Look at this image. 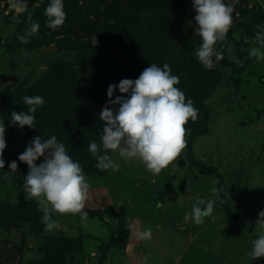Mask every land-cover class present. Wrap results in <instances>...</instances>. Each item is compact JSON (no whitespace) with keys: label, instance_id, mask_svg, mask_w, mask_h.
<instances>
[{"label":"rangeland","instance_id":"rangeland-1","mask_svg":"<svg viewBox=\"0 0 264 264\" xmlns=\"http://www.w3.org/2000/svg\"><path fill=\"white\" fill-rule=\"evenodd\" d=\"M13 2L0 0V122L7 143L0 170V264L33 258L42 259L38 264H264V257L247 255L252 240L264 233V217L259 218L264 211V60L249 56L259 47L256 33L264 29V0H224L235 6L233 26L226 42L216 45L223 59L211 70L193 57L201 43L193 0H63L67 19L57 30L45 24L50 0H27L24 12L12 8ZM32 23L39 24L38 33L21 43L17 37ZM103 45L111 46L119 72L103 64L96 70ZM151 63H168L180 78L177 87L195 107L207 91L208 119L189 120L186 147L159 174L111 151L107 154L120 165L116 172L98 174L94 165L78 161L91 184L83 209L87 216L56 213L58 227L45 231L37 204L25 199L28 166L18 156L33 137L48 139L52 131L74 155L75 123L94 121L99 101L109 99V85L137 79ZM99 74L101 83L93 87ZM208 76L219 81L215 87L205 86ZM36 95L45 101L34 114L36 128L12 126L11 112L27 111L23 97ZM119 95L117 87L113 99ZM206 124L207 131L199 133ZM91 130L89 142L97 138V130ZM14 160L17 171L6 175ZM41 162L42 157L36 163ZM197 199L215 201L213 214L201 225L184 220ZM26 217H36L38 227L13 226ZM147 228L152 238L140 240L137 233ZM236 229L239 235L232 233Z\"/></svg>","mask_w":264,"mask_h":264},{"label":"clouds","instance_id":"clouds-1","mask_svg":"<svg viewBox=\"0 0 264 264\" xmlns=\"http://www.w3.org/2000/svg\"><path fill=\"white\" fill-rule=\"evenodd\" d=\"M10 6L18 12L28 9L27 0H14ZM193 8L196 12L195 33L201 39L195 48V57L206 70H211L223 59L222 51L216 45L227 40L233 26L235 6L226 4L224 0H193ZM44 15L46 27L57 30L63 26L67 19L63 0H50ZM39 27L38 23H32L26 30L27 34L18 36V40L28 43L27 37L37 34ZM255 40L259 47L251 48L249 56L264 60V29L256 33ZM179 84V76L172 74L168 63L162 67L151 63L137 79H122L118 85H109V99L99 113L100 120L104 122L100 143L89 142V152L96 158L98 170L119 171L120 165L107 154L109 151L127 160L138 159L153 174L161 173L177 160L186 147L188 130L185 125L189 120L195 122L199 115L194 101L177 87ZM117 87L122 95L113 99ZM44 102L39 95L24 96L27 111L11 112L10 124L20 129L25 126L36 128L34 114ZM6 147V128L4 122H0V170L5 167L3 152ZM41 157L43 162L37 164ZM18 160L28 166L23 179L25 199L37 204L45 231L58 227V221L53 219L56 213L87 216L83 209L91 184L81 164L68 154L65 144L55 135L48 139L33 137ZM8 167L10 172L6 175L15 173L18 164L14 160ZM212 192L217 199L220 198L217 189ZM214 204L212 199H197L191 213H185V222L191 219L197 225L203 224L205 218L213 214ZM261 217H264V211L259 212ZM137 235L140 240H150L152 230L147 228ZM251 243V250L247 253L250 260L264 257V233Z\"/></svg>","mask_w":264,"mask_h":264},{"label":"trees","instance_id":"trees-1","mask_svg":"<svg viewBox=\"0 0 264 264\" xmlns=\"http://www.w3.org/2000/svg\"><path fill=\"white\" fill-rule=\"evenodd\" d=\"M85 26H87V25H85ZM84 26V27H85ZM161 33H163V31L161 32ZM162 35V34H161ZM161 38V37H160ZM106 45V44H105ZM111 47V46H110ZM109 46H102V48L100 49V52L97 54V58H98V61H97V69L96 70H99V68L101 69V65L103 64L104 66H107L108 65V67H109V65L110 66H112V70L113 71H117V72H119L118 70H120L119 68H118V63H117V61H116V56H113V52H112V50H111V48H110ZM109 48V49H108ZM157 52H161L160 50H158V49H155ZM193 57H195V55H193ZM131 61H132V59L130 58V59H128L127 60V64H130L131 63ZM100 63V64H99ZM196 67H192V69L191 70H194ZM96 70H94V72L96 71ZM103 72V71H102ZM104 73V72H103ZM94 76V75H93ZM92 76V77H93ZM242 75H240V77H241ZM108 76H105L104 77V79L106 80V78H107ZM101 78H102V74H99V75H97V79H95V80H92V86L93 87H99V85H100V83H101ZM220 78V77H219ZM219 78L217 79V80H219ZM262 78H264V73L260 76V80L262 81ZM103 79V80H104ZM198 79H199V77H196V79L195 80H197L198 81ZM87 81H88V79H87ZM91 81V80H90ZM90 81H89V83H90ZM99 81H100V83H99ZM208 83L205 85L207 88H210V87H215V85H216V83L217 82H219V81H216L215 82V79H212V77L211 76H208V78H207V80H206ZM196 85V84H195ZM197 88H200L201 86L197 83ZM209 86V87H208ZM98 89V88H97ZM100 89V88H99ZM201 92L204 90V88H200L199 89ZM205 91V90H204ZM202 92L200 95H199V97H200V103H199V105L196 107L198 110H199V115H198V120H199V117L200 116H203L205 119L204 120H206V119H208L207 117H206V114H207V106H206V103H205V99L209 96L208 94H207V91H206V93L205 92ZM101 94H103L104 92H103V90L100 92ZM207 94V95H206ZM107 103V100H105V101H99V103L97 104V105H99V106H97V118H95L94 119V121H91V120H88L87 121V123H85V124H80V123H78L77 125H76V123H75V128L77 129V134H76V137H75V139H76V146H74V147H72V149H73V151L75 150V153H74V155H70L75 161L77 160V161H80V162H82V164H83V166H85V167H89V165H94L95 167L94 168H97L96 167V164H97V160H96V158L89 152V141H88V139L87 138H89V137H86V136H92L90 133V131H92L91 130V128H95L96 130H97V138H91L92 140V142L94 141V142H96L97 144H99L100 143V133H101V131H102V128H103V126H104V122L103 121H101L100 120V118H99V113L101 112V110L103 109V107L105 106V104ZM109 107H113L114 108V105H109ZM89 114H91L90 112H89ZM76 116H78L77 114H76ZM92 117V116H91ZM67 118V117H66ZM67 124L69 125L70 124V122H69V120L67 119ZM196 126V124L194 125V127ZM207 124H206V126L205 127H203V129H200V130H198V132L199 133H205L206 131H207ZM63 128L65 129V130H67L66 129V127H65V124H64V122H63ZM53 130V129H52ZM51 130V131H52ZM53 135H55L56 137H57V139H58V141L59 140H61L60 139V137L58 136V135H56L57 133H58V131L56 132L55 131V134L53 133V131L51 132ZM83 134V136L81 137V135ZM17 135H18V132L15 134V138H17ZM84 135H85V138H84ZM70 136L71 135H69V133H68V131H67V136H66V138L68 139V138H70ZM84 138V139H83ZM191 140H192V138H191ZM14 141H15V139H14ZM189 145H191V142H190V140H189ZM193 162V164L196 166V167H199L202 171L204 170L203 169V164L200 162V161H198V160H193L192 161ZM101 172V170H98L97 169V173L99 174ZM106 175V174H105ZM1 210H3V208H1ZM1 213H2V211H1ZM8 219V218H7ZM7 219L5 220L4 219V223H5V225H7ZM37 219H36V217H30V218H28V217H26V218H24V220H21V219H16V222L14 221V227L16 228H19V227H21L22 225L21 224H24V225H27L28 227H31L32 229H34V228H37L38 227V221H36ZM13 227V228H14ZM22 235V234H21ZM23 239H22V241H21V243H20V246H19V248H20V251L22 250V249H24L23 247H24V244H23ZM117 245H119V243H116ZM36 258H33V259H29V260H27V261H24V264H30V263H32V264H38V261L39 260H42V259H36ZM44 261H47V258L46 259H43ZM61 262H63V260L61 259Z\"/></svg>","mask_w":264,"mask_h":264},{"label":"water","instance_id":"water-1","mask_svg":"<svg viewBox=\"0 0 264 264\" xmlns=\"http://www.w3.org/2000/svg\"><path fill=\"white\" fill-rule=\"evenodd\" d=\"M232 233H235V235H239V230L236 229L235 231H232Z\"/></svg>","mask_w":264,"mask_h":264}]
</instances>
